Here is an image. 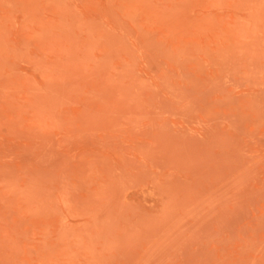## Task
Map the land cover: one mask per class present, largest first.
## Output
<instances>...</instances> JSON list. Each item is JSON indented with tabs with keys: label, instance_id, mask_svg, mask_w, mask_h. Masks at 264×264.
<instances>
[{
	"label": "rangeland",
	"instance_id": "obj_1",
	"mask_svg": "<svg viewBox=\"0 0 264 264\" xmlns=\"http://www.w3.org/2000/svg\"><path fill=\"white\" fill-rule=\"evenodd\" d=\"M0 264H264V0H0Z\"/></svg>",
	"mask_w": 264,
	"mask_h": 264
}]
</instances>
